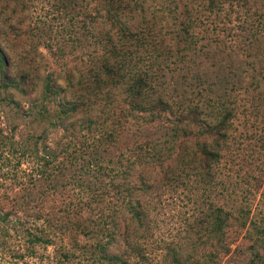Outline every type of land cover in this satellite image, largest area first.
I'll use <instances>...</instances> for the list:
<instances>
[{
	"label": "trees",
	"instance_id": "16d2710c",
	"mask_svg": "<svg viewBox=\"0 0 264 264\" xmlns=\"http://www.w3.org/2000/svg\"><path fill=\"white\" fill-rule=\"evenodd\" d=\"M262 1L166 0L157 12L145 6L146 0L61 1L83 16L80 32L65 31L66 38L55 48L58 53L80 50V63L65 70L60 88L63 108L58 119L69 120L65 130L70 140L47 147L38 157L37 172L49 178L51 165L52 172L65 173L80 186L85 183L84 194L68 203L72 209L83 204L91 215L93 204L112 206L106 215L98 212L97 219L88 215L73 220L67 213L55 222L45 217L38 225L25 223L12 209L28 208L31 191H24L22 203L0 210L3 221L16 216L13 223L24 254H33L36 244H54L61 264L145 259L146 244L136 233L146 229L139 195L151 187L144 175L151 168L167 182L180 173L191 174L202 183V191L214 192L200 198L208 208L200 214L191 245L198 244L199 251L191 248L194 256L182 257L181 245L167 247L170 264H228L226 255L234 243L247 251V264H264V204L234 189H217L218 167L236 116L231 92L240 87L244 72L236 64L248 66L255 75L264 71V13L256 14L255 23L242 18L236 27L226 24L233 19L230 12L237 15L240 8L246 11ZM221 32L236 37L235 44ZM48 49L53 50L52 44ZM6 74L8 85L20 83ZM233 231L245 239L237 243ZM66 234L69 241L62 244ZM77 234L87 240L80 242Z\"/></svg>",
	"mask_w": 264,
	"mask_h": 264
},
{
	"label": "rangeland",
	"instance_id": "374dc122",
	"mask_svg": "<svg viewBox=\"0 0 264 264\" xmlns=\"http://www.w3.org/2000/svg\"><path fill=\"white\" fill-rule=\"evenodd\" d=\"M61 1L0 0V33L3 32L0 34V210L9 209L13 203H22L21 194L30 190L28 208L21 212L15 207L12 209L18 212L20 221L37 225L45 217L55 222L59 216L66 218L67 213L73 220L89 215L83 204L74 209L68 204L84 194L85 183L80 186L77 180L68 179L65 173L52 172L51 165H47L49 178L39 177L37 172L40 168L38 157L47 153V147L52 148L57 142L68 144L70 140L65 130L69 120L58 119L63 108L60 88L64 85L62 77L65 70L80 63V50L68 48L58 53L55 48L58 40L61 42L63 37L66 38L65 31L74 29L80 32L83 16L75 10H67ZM263 2L246 11L238 8L237 15L230 12L233 19L226 25L236 27L234 25L242 18L255 23L256 14L264 13L261 12L264 11ZM165 4L166 0L145 2V6L149 5L156 12L160 5ZM234 30L239 32L238 28ZM220 34L229 44H235L236 37L225 32ZM260 36L262 39L264 29ZM48 44H52V51ZM260 46L263 51L264 42ZM260 55L263 59L264 52ZM236 65L244 72L237 82L240 87L231 92L235 97L236 116L224 158L218 167L217 189L221 186L234 189L238 195H246L250 201L264 204V71L255 75L248 66ZM6 73L12 81L20 83L13 85L10 82L12 85H8ZM253 75L255 78L252 80ZM144 173L151 184L146 192L139 195L147 213L143 224L146 229L136 235H140L138 240L141 244H146L145 259L133 257L130 263L170 264L167 247L177 243L182 246V257L193 255L191 248L199 251L198 244L191 246L197 237L196 223L201 212L208 208L202 199L214 192L209 188L202 191V183L191 174L185 177L180 173L179 178H170L167 182L161 179L156 169L148 168ZM13 197L16 201H12ZM110 206L112 204H93L90 218L97 219L101 211L106 215ZM76 210L80 211L78 215ZM15 218L11 216L8 221L0 218V264H61L52 251L54 244L45 247L36 244L33 254H24L21 248L23 239L13 223ZM232 234L237 243L245 239L243 233L233 231ZM67 236L63 237L62 244L69 241ZM76 236L80 242L87 240L82 234ZM60 237L56 241H60ZM227 256H230L228 264H247L248 261L247 251L236 249V243L231 245Z\"/></svg>",
	"mask_w": 264,
	"mask_h": 264
}]
</instances>
